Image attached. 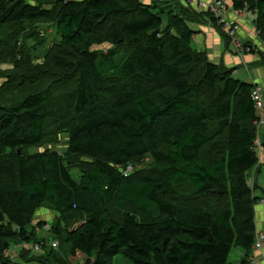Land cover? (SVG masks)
Returning <instances> with one entry per match:
<instances>
[{
	"label": "trees",
	"instance_id": "16d2710c",
	"mask_svg": "<svg viewBox=\"0 0 264 264\" xmlns=\"http://www.w3.org/2000/svg\"><path fill=\"white\" fill-rule=\"evenodd\" d=\"M230 2L264 43V0ZM189 18L229 44L173 2L0 0V264H248L257 84L193 48Z\"/></svg>",
	"mask_w": 264,
	"mask_h": 264
},
{
	"label": "crops",
	"instance_id": "0c3cea01",
	"mask_svg": "<svg viewBox=\"0 0 264 264\" xmlns=\"http://www.w3.org/2000/svg\"><path fill=\"white\" fill-rule=\"evenodd\" d=\"M149 4L153 0H140ZM159 3L173 2L177 6L192 8L197 13L205 11L197 7L198 2L205 6L212 4L215 0H156ZM225 9L221 12L222 17L228 22H236L239 25L238 37L242 44L253 47L249 53H239L233 50L230 44H226L224 37L219 31L211 27L210 24L195 22L189 18V27L195 32L192 37V45L198 51L205 53L214 64H222L233 71V76L250 84H257L262 87L264 97V43L258 38L255 27L249 22L248 15L237 16L231 7L230 0H224ZM262 125L258 129L260 148H257V164L249 172L250 179L255 184L253 195L259 198L258 204L254 208L255 232L256 236L264 234V110L261 114ZM231 264H245L247 257L244 251L235 249ZM248 258L254 264H264V245L260 250H251ZM251 264V261H248Z\"/></svg>",
	"mask_w": 264,
	"mask_h": 264
},
{
	"label": "built area",
	"instance_id": "2783aa9c",
	"mask_svg": "<svg viewBox=\"0 0 264 264\" xmlns=\"http://www.w3.org/2000/svg\"><path fill=\"white\" fill-rule=\"evenodd\" d=\"M225 3L224 0H215L212 4L205 6L203 3L198 2L197 7L202 10H208L210 11L213 16H215L218 19V23L221 25V30L223 33L227 36L229 39V44L233 47V50L239 52V53H249L251 52V48L248 46H244L238 37V31H239V25L236 22H228L226 21L222 15L221 12L225 9ZM235 14L237 16H241L242 14H247L249 18V22H253L254 16L243 11V10H234ZM251 99L253 101V104L255 106V109L257 111V117H258V125H262L263 120L261 118V114L264 110V101H263V93H262V87L257 85L252 89L251 92ZM256 148H260V141L257 139L254 142ZM130 169H128L129 171ZM251 183V182H250ZM57 245L56 242L51 243V247L55 248ZM264 245V234H259L256 238V241L254 243L253 249L260 250L262 246ZM30 250H32L34 253L41 252V247L38 244L29 245L28 246ZM251 264H254V261L251 259Z\"/></svg>",
	"mask_w": 264,
	"mask_h": 264
},
{
	"label": "rangeland",
	"instance_id": "374dc122",
	"mask_svg": "<svg viewBox=\"0 0 264 264\" xmlns=\"http://www.w3.org/2000/svg\"><path fill=\"white\" fill-rule=\"evenodd\" d=\"M29 27H30V25H29ZM42 29L47 34H44L46 36H44L45 39H44L43 44L37 45V42H36L35 43L36 45H34V46L37 47L36 51H34V54L37 55V58L40 57L42 55V53H44V51H46V49L52 45L53 40H54V37H55V33H54L53 27L48 26V25H43L42 26ZM106 47H107L106 45H101V46L95 47V49L96 50H100V49H104L105 50ZM40 61L41 60H37L36 62L37 63H40ZM9 68H11V66L0 65V69H2V70H6V69H9ZM3 81H4V79L3 78L2 79L0 78V85L2 84ZM45 148H50V146H48V147H44V146L43 147H40L39 150H43ZM53 148H55L58 151H61L63 148H65V144L64 143H59V144L53 146ZM36 151H38V150H36ZM145 163H148V160L147 159L145 160ZM52 219H53V213H52V211L47 210V209H41V210H39L36 213V215H35L32 223L35 225V224H38V223H42L43 222V224H44V223H49V221H51ZM38 232L41 235H45L41 231L40 227H38ZM21 247H22V249L29 250L28 244H25V245H23ZM16 248H18V246H14V249H16ZM18 252H19V250H13V249H11L9 253H10V255L13 258H15L17 256ZM234 252L235 251L231 252V254H230V260H233V254H234ZM113 264H131V262L129 260H127L123 256L122 253H119L118 255H116L113 258Z\"/></svg>",
	"mask_w": 264,
	"mask_h": 264
},
{
	"label": "water",
	"instance_id": "95a60500",
	"mask_svg": "<svg viewBox=\"0 0 264 264\" xmlns=\"http://www.w3.org/2000/svg\"><path fill=\"white\" fill-rule=\"evenodd\" d=\"M18 153H19V151H18Z\"/></svg>",
	"mask_w": 264,
	"mask_h": 264
}]
</instances>
